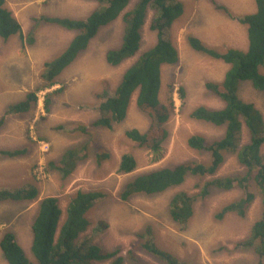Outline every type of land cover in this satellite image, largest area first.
<instances>
[{
	"label": "rangeland",
	"instance_id": "1",
	"mask_svg": "<svg viewBox=\"0 0 264 264\" xmlns=\"http://www.w3.org/2000/svg\"><path fill=\"white\" fill-rule=\"evenodd\" d=\"M180 1L184 6L183 14L166 29L167 37L177 50L178 61L163 65L160 76L159 99L163 103L172 100L165 124L168 137L157 152H152L138 148L125 136L127 129L143 131L148 124L146 115L135 105V94L121 122L114 123L111 128L89 126L97 115L95 94L102 91V82H108L110 91L114 90L134 59L118 66H110L105 61V51L121 41V15L100 27L88 47L57 77L55 85L38 90L43 63L58 54L73 33L53 25L37 24L33 18L41 15L83 18L96 4L85 0H4L3 7L19 21L23 34L31 33L34 41L28 44L25 37L21 40L17 36L6 42L0 39V117L7 105L23 99L29 91L37 89V102L28 112L6 115L0 127V150L27 149V153L16 158H0V188L15 189L31 183L37 186L39 193L31 202L0 203V238L6 230H11L29 258L33 259L31 223L41 198L56 196L64 211L77 190H99L105 196L88 211L90 225L84 235L107 250L118 249L120 255L126 256L136 243L133 249L140 256L141 264H164L144 252L137 243L135 234L149 225L161 248L191 264L257 263L258 258L252 251L236 249L235 243L245 237L253 221L261 217L259 196L244 217L229 213L219 220L215 214L223 205L239 197L241 191L237 188L214 190L208 197L194 202L193 215L186 225L171 221L168 214L170 198L178 191L198 192L195 185L202 184L204 179L188 176L181 185L163 193L139 194L124 202L117 196L123 183L135 174L185 160L207 161V153L197 152L187 145L188 137L200 133L208 139H216L223 133V128L196 121L190 113L199 105H221L205 92L204 84L208 80H220L227 65L194 51L186 37L196 36L220 49H245L246 27L215 10L210 0ZM215 1L236 16L255 10V0ZM151 15L150 11L142 28L140 51L150 47L156 39L155 32L149 28ZM262 71L264 73V67ZM180 87L184 89L183 96L179 93ZM46 94L51 95L48 111L44 105ZM238 94L253 103L264 117V91L254 89L249 82H242ZM71 122L84 124L87 131H69ZM59 125L66 127L59 128ZM247 138V131L243 129L241 143ZM82 144L88 146L90 157L68 177L62 179L48 168L47 162L58 158L63 150ZM94 149L107 152L109 158L96 164L92 157ZM124 153H130L136 159V169L129 174L116 171ZM239 172L242 173V168L235 155H228L217 175ZM0 264H7L1 251Z\"/></svg>",
	"mask_w": 264,
	"mask_h": 264
},
{
	"label": "trees",
	"instance_id": "2",
	"mask_svg": "<svg viewBox=\"0 0 264 264\" xmlns=\"http://www.w3.org/2000/svg\"><path fill=\"white\" fill-rule=\"evenodd\" d=\"M95 2V8L83 18L41 15L34 17L37 24L53 25L73 33L66 46L55 56L43 63L40 71L41 85L38 90L55 85L57 77L89 45L100 27L114 21L121 15L123 25L121 41L115 47L105 51V61L110 66H118L126 60L132 63L123 72L120 81L110 91L108 82H102V91L95 94L97 115L89 126L111 128L121 122L127 113L132 96L135 105L148 119L147 127L127 129L125 136L135 145L147 151L157 152L168 137L165 126L171 109L172 100L163 103L159 99L161 85V67L178 61V53L166 29L184 11L180 0H85ZM213 8L231 20H237L246 27L247 45L245 49L228 47L220 49L210 46L193 35L186 37L187 44L194 51L221 61L227 69L220 80H208L204 84L205 92L216 98L221 105L210 107L199 105L192 110L190 117L213 127L223 128V133L216 139H208L200 133H194L187 139V145L202 153H207V161L185 160L174 165L153 168L127 179L117 196L120 201H127L139 194L156 195L167 189L181 185L188 176H194L198 182V192H176L169 201L168 214L171 221L186 225L194 212V202L204 199L215 191L239 189L241 195L223 205L215 214L222 219L229 213L244 217L255 201L260 197L261 217L253 221L249 233L236 241L235 248L252 251L258 261L264 264V117L262 112L251 102L240 98L239 86L249 82L252 87L264 91V0H255V10L240 16L233 15L229 8L210 0ZM0 0V39L7 41L13 36L31 44V33L24 35L19 21L3 7ZM123 11V12H122ZM152 12L149 28L155 32V42L140 51L142 28L149 12ZM122 12V13H121ZM36 89V91H37ZM36 91H29L24 98L6 106L0 117V127L8 114L28 112L37 102ZM110 91V92H109ZM181 96L184 89L179 88ZM50 94L44 97L45 111H48ZM69 131L85 133L87 128L80 122L68 124ZM66 126L59 125V128ZM243 129L248 138L241 143ZM27 153V149L0 150V158H16ZM91 154L86 144L69 147L61 155L47 162L51 171L62 179L68 177L76 167ZM235 155L242 173L217 175L226 156ZM96 164L109 158L105 151L92 153ZM136 169V159L130 153L120 156L117 173L129 174ZM7 189L0 188V203L19 201L31 202L38 197L36 185ZM105 194L99 190H77L68 201L63 211L56 196H45L38 201L36 214L31 223L32 240L29 258L15 239L11 230H6L0 238V251L7 264H93L106 261L107 264H141L140 256L131 248L126 256L119 250H107L93 242L84 232L90 225L88 211ZM140 248L164 264H191L180 259L172 252L161 248L155 240L152 228L147 225L135 234ZM224 249V247L220 248ZM194 264V263H192Z\"/></svg>",
	"mask_w": 264,
	"mask_h": 264
}]
</instances>
